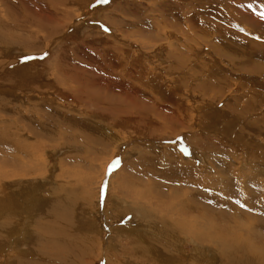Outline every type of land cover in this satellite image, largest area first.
I'll return each mask as SVG.
<instances>
[{
  "label": "rangeland",
  "instance_id": "obj_1",
  "mask_svg": "<svg viewBox=\"0 0 264 264\" xmlns=\"http://www.w3.org/2000/svg\"><path fill=\"white\" fill-rule=\"evenodd\" d=\"M0 201L51 264H264V0H0Z\"/></svg>",
  "mask_w": 264,
  "mask_h": 264
},
{
  "label": "bare ground",
  "instance_id": "obj_2",
  "mask_svg": "<svg viewBox=\"0 0 264 264\" xmlns=\"http://www.w3.org/2000/svg\"><path fill=\"white\" fill-rule=\"evenodd\" d=\"M99 13V12H98ZM86 23V22H85ZM86 26V25H85ZM84 26V27H85ZM87 27H88V25H87ZM68 35H66V37H67ZM64 38V37H63ZM67 38H64V40H66ZM62 42V40L60 41V43ZM122 48V47H121ZM107 53V52H106ZM105 53V54H106ZM47 54V55H46ZM45 55L46 56H43L41 59V62L42 63H44V64H46L45 66H47V65H49V63H50V61H52V59H53V57H51L50 59H49V61L48 60H46V59H48V52L46 53ZM51 56H53L54 55V53L53 54H50ZM101 56V55H100ZM109 58V57H108ZM47 61V62H46ZM61 64H64V63H61ZM54 67H55V71H56V73H57V75H58V77H57V79L59 78V73L57 72V71H59V70H63L62 68V66H60V67H58V61L55 63V65H54ZM38 68V67H37ZM43 69V68H42ZM46 70V69H45ZM74 70V69H73ZM43 71V70H42ZM64 71V70H63ZM45 72V71H44ZM71 72V71H70ZM137 72V71H136ZM68 73V72H67ZM18 74V73H17ZM22 74V73H21ZM41 74V73H40ZM39 74V75H40ZM45 74V73H44ZM44 74H41L40 75V77L41 76H43ZM130 74V73H129ZM23 76V75H22ZM76 76V75H75ZM77 77V76H76ZM70 78V84H68V89L69 90H72V89H74V88H76V89H80L81 87H82V85L84 84L83 82V80H81V79H76V78H74L73 76H70L69 77ZM67 79V78H66ZM110 79V78H109ZM120 79V78H119ZM60 80H61V78H60ZM63 80V79H62ZM68 81V80H67ZM110 82V81H109ZM119 82V81H118ZM62 85L64 84V81H61L60 82ZM112 83V82H111ZM120 83V82H119ZM123 83V82H122ZM127 83V82H126ZM110 84V83H109ZM131 85V84H130ZM13 86V85H12ZM122 87V86H121ZM127 87V86H126ZM109 88H111V87H109ZM14 88L13 87H6V88H4L3 90L4 91H6V92H8V93H11V90H13ZM63 90H64V88H62ZM107 89V88H106ZM66 90V89H65ZM69 90H67V92L70 94V96H71V98H72V95H73V93L72 92H70ZM116 90V89H115ZM119 90V89H118ZM134 90V89H133ZM120 91V90H119ZM126 91V90H125ZM138 91V90H137ZM66 92V93H67ZM81 92H83V91H81ZM65 93V91H56V93H53V95L55 96V98L57 99V98H59L60 100H67V97L69 96H67L66 97V94ZM86 93V92H85ZM6 94V93H5ZM74 94H76V93H74ZM119 94H121V93H119ZM9 95V94H8ZM77 95V99L79 98V99H81V97H82V95H79V94H76ZM85 95V94H84ZM69 96V97H70ZM136 97V96H135ZM55 99V100H56ZM69 99V98H68ZM82 100V99H81ZM90 100V99H89ZM59 101V100H58ZM68 101V100H67ZM71 101V100H70ZM84 101V100H83ZM83 101H81L82 103H83ZM87 102V101H86ZM89 102V101H88ZM122 102V101H121ZM75 103V102H74ZM79 103V102H78ZM102 103V102H101ZM125 103V102H124ZM80 104V103H79ZM90 104V103H89ZM120 104V103H119ZM81 105H83V104H81ZM129 105V104H128ZM84 106V105H83ZM86 106V105H85ZM115 106V105H114ZM105 107V106H104ZM85 108V107H84ZM121 108V107H120ZM117 109V108H116ZM109 110V109H108ZM112 110V109H111ZM132 110V109H131ZM108 112V111H107ZM113 112V111H112ZM115 112H117V111H115ZM119 112V111H118ZM134 111L132 110V113H133ZM105 113H106V111H105ZM136 114V113H135ZM117 116V115H116ZM115 117V116H114ZM172 120V119H171ZM173 121V123H171V126H173V127H175V126H177V122L175 121V120H172ZM164 122V121H163ZM166 122H168V121H166ZM150 124V123H149ZM30 128V127H29ZM164 128V127H163ZM164 131V130H163ZM130 141V140H129ZM128 142V141H127ZM10 144V143H9ZM16 144V143H15ZM13 145V144H12ZM126 147H124V146H122V147H120V150L121 151H124V149H125ZM13 150V149H12ZM191 151V150H190ZM195 151H196V149H195ZM189 153V152H188ZM191 153L192 154H194V153H196V152H194V151H191ZM197 157V156H196ZM198 160H200V158L198 159ZM194 163V162H193ZM5 166H7V164H5ZM177 167V166H176ZM181 168H182V166H181ZM187 173V172H186ZM8 175H16V176H19V175H21V171H11V169L9 170V173H8ZM188 175V174H187ZM195 180H196V178H195ZM239 182V181H238ZM240 183V182H239ZM125 184V183H124ZM244 184V183H243ZM125 186V185H124ZM210 186V185H209ZM244 186V185H243ZM245 189V188H244ZM243 190V189H242ZM18 192V191H17ZM21 193H22V191H20ZM3 197V196H2ZM1 197V198H2ZM7 197V196H6ZM4 198V197H3ZM9 199V198H8ZM136 200V199H135ZM10 201V200H9ZM8 201V203H7V199H6V203H7V206H6V208H7V211H9V210H13V204L11 203V202H9ZM1 202V201H0ZM193 203V202H192ZM188 203H181L180 205L178 204V205H176L177 207H188V205H187ZM189 205H192V204H189ZM189 207H194L193 205L192 206H189ZM190 208V209H191ZM24 208H23V206H22V210H23ZM194 209V208H193ZM197 209V208H196ZM4 210V209H3ZM192 210V209H191ZM1 211V210H0ZM21 210H19V209H17V206H16V208H15V212L18 214V215H21L20 217H23L22 216V213L23 212H20ZM6 212V211H5ZM13 212V211H12ZM1 213V212H0ZM200 213V212H199ZM199 213H197V214H199ZM15 215V214H14ZM221 215V214H220ZM6 216V215H5ZM10 216V215H9ZM203 216V215H202ZM2 216H0V218H1ZM171 218H170V221L169 222H167L166 224H164V229L165 230H174L175 229V225H178L176 228H178V229H180V232L182 231V232H184V231H187V233L188 234H190V235H192V237H194V240L197 242V245H199V244H202V243H204V242H206V239H205V235L203 234V232H202V230L200 229V228H198V230H197V228L195 229L194 228V226L190 223V222H185V224L183 225V223H182V221H180V222H178V221H176V219H174V218H172V217H174V215L172 214V216H170ZM24 218V217H23ZM197 218H199V217H197ZM201 219V218H200ZM23 220V219H22ZM21 220V221H22ZM10 221H11V217H5V218H1V220H0V231H1V233H2V237L3 238H1V236H0V264H8L11 260H13L14 258L13 257H17L18 255H19V258H17L16 259V262H17V264H28V260H30L29 261V263H31V264H36L35 263V261L37 260V264H51V263H49L48 261H52L51 259H50V257L51 256H54L55 257V254H51V255H48L47 257H45V258H43V260H41L40 258L38 259H32V258H26V252L23 250V247L25 248L26 247V245H20V244H18L17 242H15V240L17 239V237L16 236H14V235H19V234H23V232H22V229H19V227H17L15 230H14V232H13V234H11L10 233ZM19 222V221H18ZM163 222V221H162ZM25 223V222H24ZM174 225V226H173ZM79 225H77V227H78ZM174 228V229H173ZM241 229V228H240ZM64 232V231H63ZM19 233V234H18ZM61 236V235H60ZM63 236H65V235H63ZM68 236V235H67ZM58 239H60L58 236L57 237H55V238H53V244H54V246H55V248H57V249H59L60 247L59 246H64V247H66V248H68V250L70 249V251L72 252V253H74V250H83V249H81V248H83L82 247V245L81 246H79V248L77 247V246H73V245H70V244H66L65 242H62V240L60 239V241L58 240ZM79 239V238H78ZM89 239V238H88ZM160 241V240H159ZM167 240H165V242H166ZM161 243V242H160ZM167 243H169V242H167ZM34 244H36V243H34ZM105 245H107V244H105ZM110 247H111V245H109ZM114 247V246H113ZM112 247V248H113ZM78 248V249H77ZM101 248V246L99 247V249ZM161 249H162V260L160 261V262H162V264H184L183 263V255H182V258H180V259H174V258H172L170 255H169V257L167 256L168 254H164V253H168L167 252V250L168 251H171V247H167V244H161V247H160ZM88 249H90V248H88ZM106 249H108L107 247H106ZM110 249V248H109ZM135 249V248H134ZM133 249V250H134ZM150 249V246H148V247H146L145 249H144V251H148ZM228 249V248H227ZM230 249V248H229ZM228 249V250H229ZM226 250V249H225ZM225 250H223V251H225ZM15 251H19V254L17 253V254H13L12 256L10 255V253L11 252H15ZM84 251V250H83ZM90 251H92V250H90ZM100 252H101V250H99ZM85 252V251H84ZM99 252V253H100ZM240 252V247H238V249L236 250V251H234V255L235 254H237V253H239ZM247 252H248V249H247ZM254 252V251H253ZM21 253V254H20ZM32 253V252H31ZM30 253V254H31ZM76 253H78L79 254V251H76ZM172 253V252H171ZM224 254H223V259L224 260H226V259H231V258H234L233 257V255L232 256H228L229 255V253H228V251H227V253L228 254H226L225 252H223ZM255 253V252H254ZM75 254V253H74ZM86 254V253H85ZM232 254V253H231ZM28 255V254H27ZM33 255V254H32ZM60 255V258H61V256H63V254H59ZM77 255V254H76ZM100 255H101V253H100ZM187 255V254H186ZM186 255H184V259H185V261H187V256ZM258 255V254H257ZM58 256V255H57ZM67 256V255H66ZM104 255H102L101 256V258H99L100 256H97V259H102V257H103ZM114 256V255H113ZM208 256V255H207ZM218 256V255H217ZM261 256V255H260ZM247 257V256H246ZM240 258H242V259H244V260H242V261H244V264H248L247 263V261H245V256L244 255H241L240 256ZM57 259V258H56ZM62 259V258H61ZM15 260V259H14ZM58 261V260H57ZM251 261V260H250ZM191 262V261H190ZM225 262V261H224ZM246 262V263H245ZM256 262V261H255ZM242 263V262H241ZM254 263V262H253ZM54 264H59V262H57V263H54ZM224 264H239V262L237 263V262H235V260H230V261H227L226 263H224ZM250 264V263H249ZM263 264V263H262Z\"/></svg>",
  "mask_w": 264,
  "mask_h": 264
},
{
  "label": "snow or ice",
  "instance_id": "obj_3",
  "mask_svg": "<svg viewBox=\"0 0 264 264\" xmlns=\"http://www.w3.org/2000/svg\"><path fill=\"white\" fill-rule=\"evenodd\" d=\"M102 2H105V3H106V2H107V0H102Z\"/></svg>",
  "mask_w": 264,
  "mask_h": 264
}]
</instances>
